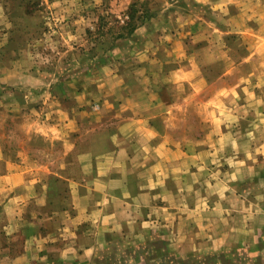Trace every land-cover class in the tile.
Listing matches in <instances>:
<instances>
[{
    "label": "crops",
    "instance_id": "obj_1",
    "mask_svg": "<svg viewBox=\"0 0 264 264\" xmlns=\"http://www.w3.org/2000/svg\"><path fill=\"white\" fill-rule=\"evenodd\" d=\"M192 4L91 87L0 65V264H264V0Z\"/></svg>",
    "mask_w": 264,
    "mask_h": 264
},
{
    "label": "rangeland",
    "instance_id": "obj_2",
    "mask_svg": "<svg viewBox=\"0 0 264 264\" xmlns=\"http://www.w3.org/2000/svg\"><path fill=\"white\" fill-rule=\"evenodd\" d=\"M133 3L136 30L118 38ZM192 5V0H0V65L34 74L42 94L67 76L91 87L102 74L126 70L144 50L158 51L168 31L175 33L166 28L183 22L175 14ZM0 122V133L23 134L2 107Z\"/></svg>",
    "mask_w": 264,
    "mask_h": 264
},
{
    "label": "trees",
    "instance_id": "obj_3",
    "mask_svg": "<svg viewBox=\"0 0 264 264\" xmlns=\"http://www.w3.org/2000/svg\"><path fill=\"white\" fill-rule=\"evenodd\" d=\"M137 3H133L130 7V12L128 19L124 22L123 26H121V30L125 31V32H119L118 34V38H122L124 36H129L132 35L134 33V31L136 30L137 24L134 22V18H135V11L134 9L136 8Z\"/></svg>",
    "mask_w": 264,
    "mask_h": 264
}]
</instances>
